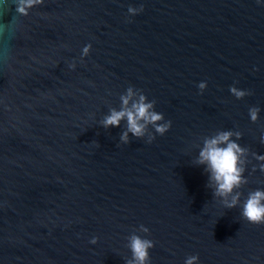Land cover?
<instances>
[{"label":"water","instance_id":"water-1","mask_svg":"<svg viewBox=\"0 0 264 264\" xmlns=\"http://www.w3.org/2000/svg\"><path fill=\"white\" fill-rule=\"evenodd\" d=\"M130 86L171 121L151 143L101 123ZM227 130L264 155V0H0V264H125L132 234L150 264H264V224L241 216L264 162L233 209L196 162Z\"/></svg>","mask_w":264,"mask_h":264},{"label":"clouds","instance_id":"clouds-1","mask_svg":"<svg viewBox=\"0 0 264 264\" xmlns=\"http://www.w3.org/2000/svg\"><path fill=\"white\" fill-rule=\"evenodd\" d=\"M259 2V0H258ZM15 11L19 16H28L29 10L44 3V0H14ZM144 6L129 7L128 13L135 16L143 12ZM91 44L82 49V57L89 54ZM70 68H75V63L69 64ZM207 87L206 82H200L198 88L201 93ZM229 91L237 99H243L251 95L250 91L238 89L231 86ZM121 109H111L110 114L101 121L103 127H118L122 120L126 119L127 130L121 134L122 143L129 142V132L136 138H145L147 143H151L155 136L149 131L151 126L155 133L164 135L171 128V121H165L164 115L154 110L155 101H149L142 90L128 87L126 92L120 96ZM131 102V103H130ZM260 108L253 106L249 108L250 120L255 123L259 118ZM235 137V139H233ZM242 138L239 131H218L215 135L205 137L200 148L197 163L205 166L208 174L206 187L212 190V195L219 198L226 209H233L240 205L242 193L239 189L248 183L244 173L247 165L251 163L249 155L256 161L264 162V155L250 152L246 147H242L237 141ZM264 143V137H261ZM253 166V171L256 170ZM259 170L264 172V163H259ZM241 216L251 224H264V189H256L248 193L244 200ZM140 231L148 233L149 229L140 225ZM90 243L96 244L97 238L93 237ZM154 247V242L150 239L142 238L140 235L132 234L128 237V248L131 251V258L125 264H150L149 249ZM198 255H191L186 258L185 264H197Z\"/></svg>","mask_w":264,"mask_h":264}]
</instances>
